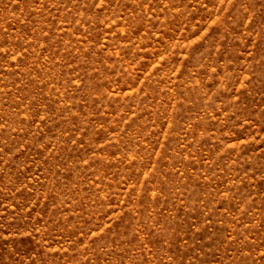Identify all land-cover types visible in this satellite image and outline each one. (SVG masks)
Listing matches in <instances>:
<instances>
[{"label":"rangeland","instance_id":"1","mask_svg":"<svg viewBox=\"0 0 264 264\" xmlns=\"http://www.w3.org/2000/svg\"><path fill=\"white\" fill-rule=\"evenodd\" d=\"M0 264H264V0H0Z\"/></svg>","mask_w":264,"mask_h":264}]
</instances>
